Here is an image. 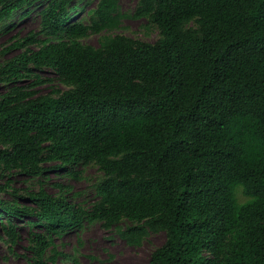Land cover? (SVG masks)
Segmentation results:
<instances>
[{
  "label": "trees",
  "instance_id": "16d2710c",
  "mask_svg": "<svg viewBox=\"0 0 264 264\" xmlns=\"http://www.w3.org/2000/svg\"><path fill=\"white\" fill-rule=\"evenodd\" d=\"M87 1L0 0V31L35 9L41 34L17 38L24 51L0 65V180L101 172L89 207L62 184L3 180L0 237L14 244L15 221L33 218L26 249L55 264L56 237L99 221L134 246L164 232L148 264H264V0H138L133 16L158 37L103 34L98 46L83 38L126 14L97 0L84 23ZM30 67L63 87L38 92L51 79Z\"/></svg>",
  "mask_w": 264,
  "mask_h": 264
},
{
  "label": "rangeland",
  "instance_id": "374dc122",
  "mask_svg": "<svg viewBox=\"0 0 264 264\" xmlns=\"http://www.w3.org/2000/svg\"><path fill=\"white\" fill-rule=\"evenodd\" d=\"M137 1L118 0L120 11L126 14L120 19V27L115 29L104 27L98 32H90L88 36L83 38V42L98 46L101 35H114L117 33L153 42L158 37V29L149 25L146 19L133 16ZM96 2L97 0H88L84 5V9H81L75 18L82 16L84 23L91 24L87 11L90 8H94ZM18 16L19 14L10 20V23L15 22L9 29L0 31V65L5 64L6 61L11 60L24 51L25 47L23 46H11L17 38L33 34H36V38H41V34L38 33L40 15L37 10L32 9L27 16L21 18ZM7 46H11V48L6 50ZM36 47L37 45L34 43L28 45L31 50ZM30 68L31 70L33 69L32 67ZM32 72L33 74H38L41 78L51 79V81H45L37 85L40 93H46L53 85L63 87L57 81L54 72L49 69H33ZM30 81H32V77L16 83L26 84ZM6 89L7 86L0 81V94ZM75 169L77 170L76 175L68 174L64 172V169H61L58 171L51 170L41 178H29L24 174L14 173L5 175L4 179L0 180V183L9 177L13 188H17L20 192L30 189L36 190L42 184V187L52 194H56L59 190L56 184H62L68 188L66 193L71 201L84 207H89L96 199L94 184L100 177L101 172L96 165L77 166ZM239 191L240 188H237L236 192ZM0 197L9 199L11 194L0 191ZM238 199L240 201L245 200L240 192L238 193ZM0 219L6 221L4 216H1ZM29 219L33 218L27 216L15 221L19 237L14 244L7 241L5 237H0V264H36L33 261L32 252L26 249L28 233L31 230L26 223ZM0 235L2 236L1 229ZM164 239V232H151L140 245H129L112 229H104L99 221L86 222L78 232L72 230L65 233L62 237L54 239L56 251L62 253L56 258L55 264H148L151 251L161 245Z\"/></svg>",
  "mask_w": 264,
  "mask_h": 264
}]
</instances>
